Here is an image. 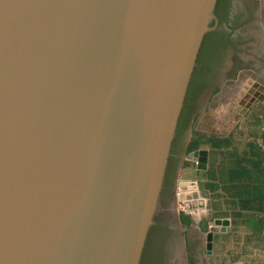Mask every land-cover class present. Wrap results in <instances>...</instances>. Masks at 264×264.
<instances>
[{"label": "water", "instance_id": "95a60500", "mask_svg": "<svg viewBox=\"0 0 264 264\" xmlns=\"http://www.w3.org/2000/svg\"><path fill=\"white\" fill-rule=\"evenodd\" d=\"M215 1L0 0V264H138ZM239 1L240 34L202 56L207 88L264 73V0ZM176 176L165 230L184 264ZM179 201L205 206L197 189Z\"/></svg>", "mask_w": 264, "mask_h": 264}, {"label": "rangeland", "instance_id": "374dc122", "mask_svg": "<svg viewBox=\"0 0 264 264\" xmlns=\"http://www.w3.org/2000/svg\"><path fill=\"white\" fill-rule=\"evenodd\" d=\"M250 71V69L240 70L237 77H244ZM219 86L209 88L207 95L198 103L191 120L183 162L176 176L175 202L181 222L180 231L185 253L184 264H264V235L258 230L253 232L250 226L246 225L244 220L242 221V217L245 219L247 212H241L244 215L238 216V205L230 198L232 196L230 195L228 170L234 166V163L233 160L230 162L228 157V154L232 152L227 144L229 131L227 127L219 128L218 123L214 121L219 118L228 119L230 116L231 106L228 93L233 89V85H221L223 91ZM259 110L258 114L262 115H258V117L264 120L261 108ZM253 118L255 117L251 115L248 119L252 120ZM248 133L251 134L250 131ZM219 140H221V144H219ZM218 145L220 146L216 150ZM195 152H199L197 159L202 162V166L207 170L206 173L195 170L194 166L197 161L189 158V155ZM218 160L220 162L222 160V163H219L214 169L216 176H209L211 166H215ZM195 180L199 181L198 187ZM180 184L183 186L181 187ZM184 186H191L190 190L202 191L209 198V204L212 206L208 213H204V217L194 215L196 229L189 227L193 223L192 221L188 226L184 221V216L188 211H195L193 209L186 210L184 203L179 201V193L184 190ZM206 202L204 200L205 206L199 208V211L207 210ZM218 216H222L223 219L219 224L222 232L218 230L219 233H214L212 239H209L203 229V223L206 222L207 226L211 224L215 228L214 218ZM230 218L237 221L232 222ZM208 232H212V229H209ZM208 244H210V248Z\"/></svg>", "mask_w": 264, "mask_h": 264}, {"label": "crops", "instance_id": "0c3cea01", "mask_svg": "<svg viewBox=\"0 0 264 264\" xmlns=\"http://www.w3.org/2000/svg\"><path fill=\"white\" fill-rule=\"evenodd\" d=\"M232 85L233 91L228 93L231 106L230 116L228 119L219 118L214 121L218 123L219 128L227 127L229 131L227 144L232 152L228 154V157L230 162L233 160L234 163V166L228 170V182L232 196L230 198L238 205V216L244 215L241 212H247L245 219L242 217V221L244 220V223L250 226L253 232L258 230L264 235V120L258 117V115H262L258 114L260 108L264 114V73L251 70L248 75L237 77ZM251 115L255 117L252 120L248 119ZM249 131L251 134L248 133ZM219 144H221V140H219ZM219 146H216V150ZM222 160L221 162L218 160L215 166H211L209 176H216L214 169L219 163H222ZM194 167L197 172H207V170L199 168V163H196ZM241 171H244V176L239 178ZM195 183L198 187L199 181L195 180ZM190 189H192L191 186H184V190ZM200 192L204 200L207 201V210L188 211L186 214L191 217L190 220L193 222L189 227L195 229L194 215H200L202 218L204 213H208V210L210 211L212 208L209 198L202 191ZM230 219L232 222L237 221ZM221 220H223L222 216L214 218V226L220 232H222L219 225ZM205 224L206 222L203 223V227ZM210 226L212 225L210 224ZM203 229L206 231V235L209 234L205 227ZM218 233V231L215 232V234Z\"/></svg>", "mask_w": 264, "mask_h": 264}, {"label": "flooded vegetation", "instance_id": "af4514ba", "mask_svg": "<svg viewBox=\"0 0 264 264\" xmlns=\"http://www.w3.org/2000/svg\"><path fill=\"white\" fill-rule=\"evenodd\" d=\"M242 13L243 9L239 0L215 1L213 8L214 18L209 24L210 30L204 34L201 40L195 59V64L187 83L182 105L176 120L174 134L168 147V155L166 158L162 182L158 193L159 210L154 215L152 222L148 226L142 244L138 264H158L161 259H164L163 262L166 264L168 262V264H173L171 262V255L172 251L174 250L173 247L175 241L171 234L177 233V230L172 227V224L169 221V207L172 204L173 177L177 174V166L181 160L182 148L184 146L183 134L188 127V123L192 116V110L195 105L197 107L200 100H202V98L207 95L206 93L209 89L204 83V74H202L201 71L198 72V69L201 67V65H203L202 56L206 54L208 48L215 47V45H218V47L224 46L219 45V41L222 36L227 38L226 33L228 32V34H230V38L234 39L237 34H240L234 24L236 23L237 19L241 17L240 15ZM245 13L248 14L247 11H244V14ZM250 18L253 19L252 14L250 15ZM255 27L256 26H254V28ZM246 28L248 29L249 26L246 25ZM230 41L231 40H229V42ZM228 46L230 47V44ZM224 49L227 51L228 48ZM227 63L229 64L230 62H226L224 60L223 66L222 63H219L218 67L216 66L214 69V75H221L220 78L226 75L227 71L225 69L228 66ZM219 88L223 90L221 85ZM165 228L169 229L170 233H172H167Z\"/></svg>", "mask_w": 264, "mask_h": 264}, {"label": "bare ground", "instance_id": "6f19581e", "mask_svg": "<svg viewBox=\"0 0 264 264\" xmlns=\"http://www.w3.org/2000/svg\"><path fill=\"white\" fill-rule=\"evenodd\" d=\"M181 187L183 186V184H180ZM180 187V188H181ZM175 216H176V219H177V222H178V225H179V228L181 227V222L179 220V216H178V213H177V203L175 202Z\"/></svg>", "mask_w": 264, "mask_h": 264}, {"label": "trees", "instance_id": "16d2710c", "mask_svg": "<svg viewBox=\"0 0 264 264\" xmlns=\"http://www.w3.org/2000/svg\"><path fill=\"white\" fill-rule=\"evenodd\" d=\"M244 176V171H241L239 174V178H242Z\"/></svg>", "mask_w": 264, "mask_h": 264}]
</instances>
